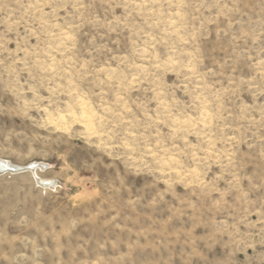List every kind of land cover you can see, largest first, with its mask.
<instances>
[{
  "label": "rangeland",
  "instance_id": "obj_1",
  "mask_svg": "<svg viewBox=\"0 0 264 264\" xmlns=\"http://www.w3.org/2000/svg\"><path fill=\"white\" fill-rule=\"evenodd\" d=\"M0 158V264H264V0H0Z\"/></svg>",
  "mask_w": 264,
  "mask_h": 264
},
{
  "label": "bare ground",
  "instance_id": "obj_2",
  "mask_svg": "<svg viewBox=\"0 0 264 264\" xmlns=\"http://www.w3.org/2000/svg\"><path fill=\"white\" fill-rule=\"evenodd\" d=\"M86 108V107H85ZM85 111V110H84ZM91 112V111H90ZM86 113V112H85ZM92 113V112H91ZM84 115V114H83ZM85 116V119L86 118H88V116L89 115H84ZM91 116V115H90ZM90 116H89V118H90ZM88 119H86L85 120V124L87 123L88 124ZM86 124V125H87ZM86 127V126H85ZM30 165H38V167H41V165H42V163H39V162H34V161H32V162H30V163H28V164H26V165H16V164H13V163H11V162H9V161H7V160H5V159H2V158H0V169L1 168H9L10 170H17V169H21V168H26V167H28V166H30ZM36 168H33L32 170L34 171ZM41 180H44V181H46V182H50L51 181V179H47V178H45V179H41ZM43 183V182H42ZM45 183V182H44Z\"/></svg>",
  "mask_w": 264,
  "mask_h": 264
},
{
  "label": "water",
  "instance_id": "obj_3",
  "mask_svg": "<svg viewBox=\"0 0 264 264\" xmlns=\"http://www.w3.org/2000/svg\"><path fill=\"white\" fill-rule=\"evenodd\" d=\"M36 167H38V165H30L26 168H21V169L12 170V171L13 172H19V171H23V170H32L33 168H36ZM41 167H44V165H41ZM40 184L43 185L42 182Z\"/></svg>",
  "mask_w": 264,
  "mask_h": 264
}]
</instances>
